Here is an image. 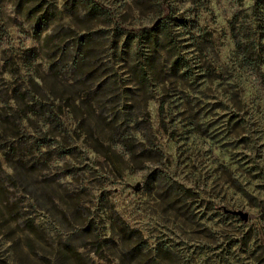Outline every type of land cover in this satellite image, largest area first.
<instances>
[{
    "label": "rangeland",
    "instance_id": "rangeland-1",
    "mask_svg": "<svg viewBox=\"0 0 264 264\" xmlns=\"http://www.w3.org/2000/svg\"><path fill=\"white\" fill-rule=\"evenodd\" d=\"M0 264H264V0H0Z\"/></svg>",
    "mask_w": 264,
    "mask_h": 264
},
{
    "label": "trees",
    "instance_id": "trees-1",
    "mask_svg": "<svg viewBox=\"0 0 264 264\" xmlns=\"http://www.w3.org/2000/svg\"><path fill=\"white\" fill-rule=\"evenodd\" d=\"M249 64H250V62H249ZM12 91H13V95L15 94L16 95V89H12ZM29 109H31V111L33 112V113H39V114H41L44 118H45V120L46 121H53L54 119H53V110L52 109H50V108H45V106H43V105H39V107H37L38 108V110H36V107H35V105H31L30 107H28Z\"/></svg>",
    "mask_w": 264,
    "mask_h": 264
},
{
    "label": "water",
    "instance_id": "water-1",
    "mask_svg": "<svg viewBox=\"0 0 264 264\" xmlns=\"http://www.w3.org/2000/svg\"><path fill=\"white\" fill-rule=\"evenodd\" d=\"M231 213L240 215L242 217V219H244V220L247 217V215L241 211H231Z\"/></svg>",
    "mask_w": 264,
    "mask_h": 264
}]
</instances>
